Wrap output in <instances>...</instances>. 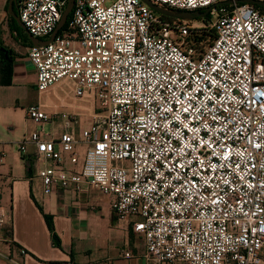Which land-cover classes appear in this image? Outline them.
<instances>
[{
  "label": "built area",
  "instance_id": "obj_1",
  "mask_svg": "<svg viewBox=\"0 0 264 264\" xmlns=\"http://www.w3.org/2000/svg\"><path fill=\"white\" fill-rule=\"evenodd\" d=\"M148 1L209 9L163 19L141 0H73L53 40L28 48L36 92L57 104L25 109L39 128L16 151L25 160L33 147L43 195L85 183L111 196L143 240L144 264H264V8ZM66 2L16 0L14 11L47 41ZM56 118L54 139L42 125ZM78 145L71 172L64 159L77 165Z\"/></svg>",
  "mask_w": 264,
  "mask_h": 264
},
{
  "label": "crops",
  "instance_id": "obj_2",
  "mask_svg": "<svg viewBox=\"0 0 264 264\" xmlns=\"http://www.w3.org/2000/svg\"><path fill=\"white\" fill-rule=\"evenodd\" d=\"M7 1L0 0V45L11 53L8 71L0 58V78H9V84L0 83V264H144L143 240L132 232L131 221L116 219L111 196L85 183L43 195L29 155L33 147H27L25 160L16 151L22 136L39 128L26 117L25 109L39 104L48 113L57 98L55 92H36L35 70L27 59L31 44L26 33L9 21ZM81 114V124H87L84 111ZM42 129L55 139L62 132V121L56 118ZM75 152L77 165L64 159L71 172L80 164L83 148L78 145ZM43 215L51 219L58 248L51 244Z\"/></svg>",
  "mask_w": 264,
  "mask_h": 264
},
{
  "label": "water",
  "instance_id": "obj_3",
  "mask_svg": "<svg viewBox=\"0 0 264 264\" xmlns=\"http://www.w3.org/2000/svg\"><path fill=\"white\" fill-rule=\"evenodd\" d=\"M143 3H145L149 8H151L155 13L158 15L167 17V18H173V19H181V20H192L194 18H199L205 16L208 9H205L202 13L198 12H186V11H174L162 6H156L152 5L148 0H141ZM16 0H8L7 1V13L8 15L13 19V21L20 27L25 33L26 36L31 44V46H42L47 44L48 42L52 41L57 32L62 28L70 10L73 4V0H67L66 5L61 13L59 21L56 23V26L54 30L52 31L49 39L47 41L39 40L36 38L31 37L26 30L24 29L23 25L19 22L18 17L14 11V5ZM238 3L242 4H251L257 7L264 8L263 2H258L255 0H236Z\"/></svg>",
  "mask_w": 264,
  "mask_h": 264
},
{
  "label": "trees",
  "instance_id": "obj_4",
  "mask_svg": "<svg viewBox=\"0 0 264 264\" xmlns=\"http://www.w3.org/2000/svg\"><path fill=\"white\" fill-rule=\"evenodd\" d=\"M254 7L258 8L257 6H254ZM159 17H161L163 19H170V18L161 16V15H159ZM8 19L13 24L15 29L17 31H20V29L16 26L15 22L10 17H8ZM26 41H27V39H26ZM10 56H11L10 50H8V49H6V48H4L3 46L0 45V58H3L6 61L5 64H4V67H3L4 69H6V71H8V69L10 67V60H11ZM0 83L3 84V85L9 84V78H7L6 80H3L2 78H0ZM43 220L45 222L47 230L50 233L51 244L58 248L59 247V241H58L56 235L53 232V228H52L50 217H48L47 215H43Z\"/></svg>",
  "mask_w": 264,
  "mask_h": 264
},
{
  "label": "rangeland",
  "instance_id": "obj_5",
  "mask_svg": "<svg viewBox=\"0 0 264 264\" xmlns=\"http://www.w3.org/2000/svg\"><path fill=\"white\" fill-rule=\"evenodd\" d=\"M79 104H80V102H79ZM80 106H82L83 108H89V107H91L92 105L90 104V103H83V105H80ZM94 107V106H93ZM81 121H83V119L81 118Z\"/></svg>",
  "mask_w": 264,
  "mask_h": 264
}]
</instances>
